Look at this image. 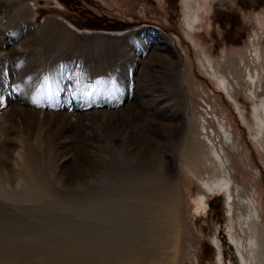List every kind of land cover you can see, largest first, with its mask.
<instances>
[{"label": "rangeland", "instance_id": "374dc122", "mask_svg": "<svg viewBox=\"0 0 264 264\" xmlns=\"http://www.w3.org/2000/svg\"><path fill=\"white\" fill-rule=\"evenodd\" d=\"M28 1L0 0V264H230V213L264 264V0Z\"/></svg>", "mask_w": 264, "mask_h": 264}, {"label": "bare ground", "instance_id": "6f19581e", "mask_svg": "<svg viewBox=\"0 0 264 264\" xmlns=\"http://www.w3.org/2000/svg\"><path fill=\"white\" fill-rule=\"evenodd\" d=\"M22 2H23V0H22ZM25 5H29L28 3H29V1L28 0H24V2H23ZM53 19V18H52ZM50 20V19H49ZM26 21V20H25ZM57 21L58 22H60L61 20H59V19H57ZM62 22V21H61ZM63 23V22H62ZM1 24V23H0ZM4 25V24H3ZM66 25V24H65ZM29 26V25H28ZM72 26H74V25H72ZM191 26V25H190ZM66 27H67V29L68 30H70V31H72L73 33H77L76 31H74L71 27H69V26H67L66 25ZM75 27V26H74ZM77 28V27H76ZM77 34H80V33H77ZM89 33H82V34H80L81 36H83V35H88ZM96 34V33H95ZM102 34V33H101ZM92 35V34H91ZM94 35V34H93ZM107 36H109V37H115V36H121V35H123V34H121V33H118V34H106ZM168 60V59H167ZM253 68L256 70V71H258L259 70V65L258 64H254V66H253ZM223 80H224V78H223ZM255 111H258L257 110V108H255ZM262 117V116H261ZM260 122H262V120L261 119H258V125H259V123ZM135 131L136 130H132L131 129V131H130V133L132 134V133H135ZM262 144H264L263 142H261ZM215 154L217 155V157H218V161H219V163H218V165H217V167H216V169L218 170L220 167L221 168H223V161H222V159H221V157L219 156V153L218 152H215ZM219 167V168H218ZM223 177L220 179V178H218V179H216L217 181H215V180H210V181H207L206 183H205V187H207L209 190H211V191H215L216 189H222V188H224L225 186H227V184L229 183V181H228V179H227V176L225 175V174H223L222 175ZM142 178H144V176L142 177ZM143 180V179H142ZM135 184V183H134ZM209 194V193H208ZM201 196L204 198V194H201ZM204 201V200H203ZM204 202H202V204H203ZM246 208V210H247V213L249 214V217H250V221H248V226L245 224V221H244V218H243V216L242 215H239V219H240V222H241V228H242V230L244 231V233H248L249 234V236H250V239H249V244H250V246H251V250H250V256L252 257V258H254L255 257V251H254V249H255V246H258L257 244L258 243H256L257 241H256V236L258 235L259 236V234L260 233H262V231H263V224L259 221V219H258V217H257V214H256V212H255V210L254 209H252L251 207H249V206H247V207H245ZM156 211H157V209H155ZM229 219H230V233H231V237H232V240H233V242L235 243V245L237 246V252H238V256H236V260H231L230 259V264H246L247 263V260H246V258H245V256H244V254L243 253H241V250H240V246H239V243H238V240H237V238H236V235H235V231L233 230V227H234V225H233V219H232V215H231V213H230V215H229ZM130 220V219H129ZM132 221V220H131ZM135 221V220H134ZM138 222H139V220H138ZM136 223V222H135ZM144 223V222H143ZM127 224H128V220H127ZM140 224V223H139ZM146 224V223H145ZM138 225V224H137ZM141 225V224H140ZM144 225V224H143ZM147 225V224H146ZM146 225H144V226H146ZM127 228H129V226L127 227ZM136 228V227H135ZM137 229V228H136ZM129 230L131 231L132 229L131 228H129ZM138 230V229H137ZM128 231V230H127ZM136 231V230H135ZM141 231V230H140ZM145 231V230H144ZM149 231V230H148ZM132 233H133V231H132ZM150 234V233H149ZM155 234V233H154ZM148 236V235H147ZM137 237H138V235H137ZM146 237V236H145ZM161 237H162V235H161ZM255 237V238H254ZM139 238V237H138ZM148 238V237H147ZM147 238H143V239H147ZM217 238V237H216ZM254 238V239H253ZM131 239V238H130ZM140 239V238H139ZM142 239V238H141ZM138 240V239H137ZM231 240V241H232ZM264 240V239H263ZM148 241V240H147ZM158 247L156 248V249H158V248H163V246L165 245L166 247H168V250H165V252H167V254L168 255H171V253H170V250H169V246H168V243H167V240L166 239H163V240H158ZM213 242H215V244L217 245V247H218V249H219V252L217 251V259H220V261H218L219 262V264H227L224 260V258H221L222 257V254H221V249H222V247H220V244H219V240L217 239H215V237H214V241ZM260 242V241H259ZM133 243V242H132ZM139 244V243H138ZM167 244V245H166ZM91 245V244H90ZM128 245V244H127ZM141 245V244H140ZM131 246V245H130ZM130 246L128 245L127 247L128 248H130ZM135 246V245H134ZM139 246V245H138ZM137 246V250L136 251H138L139 250V247ZM155 246V245H154ZM222 246V245H221ZM91 247V246H90ZM140 248H142V247H140ZM133 249H134V247H133ZM144 249V248H143ZM148 249V248H147ZM165 249V248H164ZM132 250V249H131ZM130 250V251H131ZM145 250V249H144ZM151 251V250H150ZM150 251H147L146 252V255H148V256H150L151 258H152V256L155 254V253H152V252H150ZM175 251V250H174ZM223 251V250H222ZM128 252V251H127ZM134 252H135V250H134ZM139 252V251H138ZM159 252V251H158ZM88 253H89V251H88ZM129 253V252H128ZM132 253V252H131ZM93 254V253H92ZM166 254V255H167ZM174 255V254H173ZM113 256V255H112ZM134 254H127V257L128 258H130V259H132V258H134ZM92 257V256H91ZM96 258H98V257H96ZM93 259V258H92ZM167 259H169V258H167ZM172 259V258H171ZM90 260V259H89ZM157 260V259H156ZM143 261V260H142ZM164 261V260H163ZM141 262V261H140ZM143 263V262H142ZM70 264V263H69ZM134 264V263H133ZM145 264V263H144Z\"/></svg>", "mask_w": 264, "mask_h": 264}, {"label": "water", "instance_id": "95a60500", "mask_svg": "<svg viewBox=\"0 0 264 264\" xmlns=\"http://www.w3.org/2000/svg\"><path fill=\"white\" fill-rule=\"evenodd\" d=\"M221 200H222V196H219V197H218V201H221Z\"/></svg>", "mask_w": 264, "mask_h": 264}]
</instances>
